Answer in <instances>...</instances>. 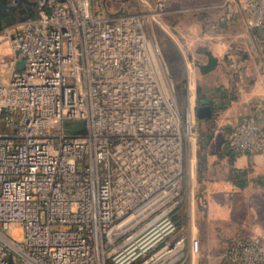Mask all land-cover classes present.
<instances>
[{
    "label": "built area",
    "instance_id": "1",
    "mask_svg": "<svg viewBox=\"0 0 264 264\" xmlns=\"http://www.w3.org/2000/svg\"><path fill=\"white\" fill-rule=\"evenodd\" d=\"M29 1L0 29V264H189L199 239L174 215L199 105L181 113L170 96L146 12L132 0ZM237 1L264 34V0ZM223 148L264 152V133L243 116ZM229 255L264 264L255 239Z\"/></svg>",
    "mask_w": 264,
    "mask_h": 264
},
{
    "label": "rangeland",
    "instance_id": "2",
    "mask_svg": "<svg viewBox=\"0 0 264 264\" xmlns=\"http://www.w3.org/2000/svg\"><path fill=\"white\" fill-rule=\"evenodd\" d=\"M132 1L137 10L146 12L145 28L153 44L159 74L178 110L184 113L192 106L208 105L213 89L207 86L210 81L199 72L197 65L207 58L202 55L203 46L196 43V32H188V28L194 31L196 26L188 24L209 18L204 2L211 0H144L146 7L140 0ZM159 2L166 5V13L155 11ZM2 4L15 15L26 7L23 0H3ZM35 12L33 10L31 15ZM22 19L24 16L13 22ZM238 48L235 46L233 51L240 55L244 50ZM249 61L247 65L256 66L255 61ZM222 108V105L213 106L211 119H198L195 143L187 144L184 150L182 198L174 221L178 231L199 239L198 251L190 256L189 264H235L230 260L229 243L240 237L234 233L244 229L240 222L248 213L259 211L263 217L260 228L264 229V178L251 174L250 178L256 179L253 182L237 174L231 180L227 166L212 161L219 158L218 150L227 134L220 133L217 125ZM222 158L228 162L227 157ZM244 180L247 185L243 187L239 182Z\"/></svg>",
    "mask_w": 264,
    "mask_h": 264
},
{
    "label": "crops",
    "instance_id": "3",
    "mask_svg": "<svg viewBox=\"0 0 264 264\" xmlns=\"http://www.w3.org/2000/svg\"><path fill=\"white\" fill-rule=\"evenodd\" d=\"M204 3V7L209 11V18H201L202 21H197V24L193 20L188 25H195L196 29L193 31L188 28V32H196L195 40L203 46V56L207 58L206 53L209 52L217 58L214 69L202 75L210 81L207 86L213 89L208 105L224 107L217 121L220 133H227L225 139L243 116L253 118L264 131V34L256 26L252 14L237 0H211ZM235 46H239L238 50H244L243 53L239 55V52L233 51ZM249 60L252 63L255 61L256 66L247 65ZM218 152L219 158L216 157L212 161L226 165L231 180L235 179L237 174L253 182L256 179H251V174L264 178V152L231 155L224 152L223 144ZM223 156L227 157V163ZM239 185L244 187L247 184L244 180L239 182ZM256 212L248 213L246 219L240 222L245 230H237L234 234L240 237L233 238L229 245L239 239H255L264 247V229L260 228L263 217L259 215V211L257 214Z\"/></svg>",
    "mask_w": 264,
    "mask_h": 264
},
{
    "label": "water",
    "instance_id": "4",
    "mask_svg": "<svg viewBox=\"0 0 264 264\" xmlns=\"http://www.w3.org/2000/svg\"><path fill=\"white\" fill-rule=\"evenodd\" d=\"M23 1H25L29 5H34L29 0H23ZM10 23L11 22H7V24H10ZM206 55H207L206 63L197 64L199 72L201 74H207V73L211 72L214 69V67L217 65V58L216 57L212 56L209 52H207ZM21 67H22V65L18 66V68H21ZM196 116H197L198 119H202V118H205V117L206 118L212 117V109H211L210 105H207L206 103H201L197 107Z\"/></svg>",
    "mask_w": 264,
    "mask_h": 264
},
{
    "label": "flooded vegetation",
    "instance_id": "5",
    "mask_svg": "<svg viewBox=\"0 0 264 264\" xmlns=\"http://www.w3.org/2000/svg\"><path fill=\"white\" fill-rule=\"evenodd\" d=\"M4 7L5 6L0 1V29L7 25V22H12L25 14L23 10H20L18 14L15 15L12 11L6 10L7 8Z\"/></svg>",
    "mask_w": 264,
    "mask_h": 264
},
{
    "label": "trees",
    "instance_id": "6",
    "mask_svg": "<svg viewBox=\"0 0 264 264\" xmlns=\"http://www.w3.org/2000/svg\"><path fill=\"white\" fill-rule=\"evenodd\" d=\"M1 2H3V0H0ZM175 219V218H174Z\"/></svg>",
    "mask_w": 264,
    "mask_h": 264
}]
</instances>
